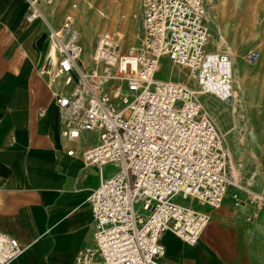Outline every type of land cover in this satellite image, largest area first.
Listing matches in <instances>:
<instances>
[{"label": "built area", "instance_id": "1", "mask_svg": "<svg viewBox=\"0 0 264 264\" xmlns=\"http://www.w3.org/2000/svg\"><path fill=\"white\" fill-rule=\"evenodd\" d=\"M28 0V20L44 18L42 4ZM213 0H142L140 46H126L110 31L96 39L90 60L73 15L59 28L49 21L47 70L62 120V135L79 140L97 132V145L80 157L91 166L117 169L92 190L94 244L81 248L76 264H167L163 234L170 230L196 244L210 211L176 201L181 195L211 209L220 208L231 186L242 189L237 165L214 118L190 84L155 75L168 56L206 94L231 98L233 62L208 49L206 20ZM257 60L259 53L248 54ZM67 154L74 156L75 148ZM236 204L241 203L238 193ZM139 203L143 211H138ZM23 248L0 233V264Z\"/></svg>", "mask_w": 264, "mask_h": 264}, {"label": "crops", "instance_id": "2", "mask_svg": "<svg viewBox=\"0 0 264 264\" xmlns=\"http://www.w3.org/2000/svg\"><path fill=\"white\" fill-rule=\"evenodd\" d=\"M49 6L42 4L44 13ZM27 14V0H0V233L16 237L23 248L7 264H76L77 252L94 244L89 196L111 173L80 157L82 150L98 144L97 132H84L79 140L62 135L54 96L59 85L43 68L51 47L49 24L43 18L31 22ZM50 15L51 11L49 22L59 28ZM85 56L89 61L91 55ZM233 71L234 96L238 91L244 97L252 82L239 61ZM70 148L76 149L74 156L67 154ZM254 180L250 176L242 190L264 200V191L248 187ZM235 193L232 203L225 197L220 208L204 210L210 211L211 220L200 243L189 244L166 231L163 261L226 264L214 248L229 255L228 240L235 234L245 244L235 249L234 264H264V211L247 204L240 194L241 203L236 204Z\"/></svg>", "mask_w": 264, "mask_h": 264}, {"label": "rangeland", "instance_id": "3", "mask_svg": "<svg viewBox=\"0 0 264 264\" xmlns=\"http://www.w3.org/2000/svg\"><path fill=\"white\" fill-rule=\"evenodd\" d=\"M48 8V11H51L50 17L53 16L52 22L58 26L62 25L67 15H73L84 44V59L86 53L87 56L92 54L96 39L103 31L112 32L126 46L141 44L142 0H53ZM60 8L62 10L59 11ZM47 16L49 17V14ZM43 19L49 21L47 17ZM206 20L211 31L208 49L226 52L232 60L234 57L244 66L252 82L249 93L242 97L237 91L236 95L229 99L202 93L198 83L188 76L187 71L173 64L168 56L161 59L160 69L155 77L187 82L199 92L200 101L216 121L235 158L241 184L247 185V179L254 175L255 180L248 187L263 192L264 0H213L208 8ZM114 21L123 22L124 25L118 23L113 30ZM252 51L259 53L257 60L249 58L248 54ZM235 106L236 110H234ZM116 169L117 165L111 163L104 167V172L112 173ZM234 192H238L247 204L259 212L264 211V200L255 199L246 190L234 186L228 190L226 203H232ZM175 199L187 205L193 204L203 210L208 208L191 198L184 199L181 195ZM135 208L143 211L139 203L135 204ZM201 239L202 235L197 243H200ZM250 241L248 238L246 244L249 245ZM239 243L245 244V240L239 239L235 234L231 235L228 240L229 255L224 256L214 248L215 253L223 257L226 264H234L235 249ZM206 247L212 250L209 243Z\"/></svg>", "mask_w": 264, "mask_h": 264}, {"label": "bare ground", "instance_id": "4", "mask_svg": "<svg viewBox=\"0 0 264 264\" xmlns=\"http://www.w3.org/2000/svg\"><path fill=\"white\" fill-rule=\"evenodd\" d=\"M27 4H28V0H27ZM28 6H29V4H28ZM46 14V17L49 19V17L47 16V14H49V13H45ZM27 18H28V16H27ZM118 23H121L122 25H124V23L123 22H119V21H114L113 23H112V29L113 30H115L116 29V27H117V25H118ZM131 27H132V25H130ZM130 30H131V34H132V29L130 28ZM85 33H86V31H85ZM88 33H86V35H87ZM49 38H50V34H49ZM219 45H220V43H219ZM140 46V45H139ZM218 46V45H217ZM84 54V53H83ZM234 61V64H238V60L236 59V58H234L233 57V60H232V62ZM241 66V65H240ZM44 68V67H43ZM236 75V74H235ZM233 77H234V71H233ZM232 81H233V79H232ZM201 92L202 93H204L202 90H201ZM58 111H59V109H58ZM59 115H60V111H59ZM61 116V115H60ZM60 120H61V117H60ZM242 183V182H241ZM243 185V184H242ZM244 186V185H243ZM166 252V251H165Z\"/></svg>", "mask_w": 264, "mask_h": 264}]
</instances>
